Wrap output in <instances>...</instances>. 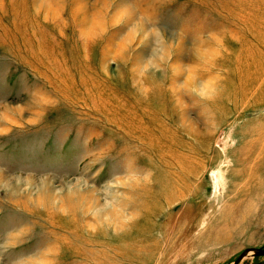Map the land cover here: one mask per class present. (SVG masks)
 <instances>
[{
  "label": "rangeland",
  "instance_id": "rangeland-1",
  "mask_svg": "<svg viewBox=\"0 0 264 264\" xmlns=\"http://www.w3.org/2000/svg\"><path fill=\"white\" fill-rule=\"evenodd\" d=\"M251 249L264 0H0V264H233Z\"/></svg>",
  "mask_w": 264,
  "mask_h": 264
},
{
  "label": "water",
  "instance_id": "water-1",
  "mask_svg": "<svg viewBox=\"0 0 264 264\" xmlns=\"http://www.w3.org/2000/svg\"><path fill=\"white\" fill-rule=\"evenodd\" d=\"M252 251L255 253L256 256L264 255L263 249H257V250L251 249V251L246 250L238 257V259L233 264H239L245 258V256L249 254V252H252Z\"/></svg>",
  "mask_w": 264,
  "mask_h": 264
},
{
  "label": "bare ground",
  "instance_id": "bare-ground-1",
  "mask_svg": "<svg viewBox=\"0 0 264 264\" xmlns=\"http://www.w3.org/2000/svg\"><path fill=\"white\" fill-rule=\"evenodd\" d=\"M219 182V181H218Z\"/></svg>",
  "mask_w": 264,
  "mask_h": 264
}]
</instances>
